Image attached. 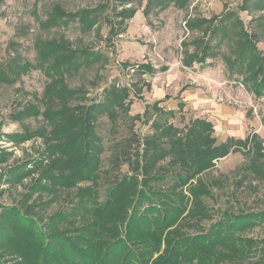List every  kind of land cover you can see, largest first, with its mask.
<instances>
[{
    "label": "trees",
    "instance_id": "1",
    "mask_svg": "<svg viewBox=\"0 0 264 264\" xmlns=\"http://www.w3.org/2000/svg\"><path fill=\"white\" fill-rule=\"evenodd\" d=\"M125 1L128 5L133 2ZM248 1L244 0V4ZM191 4L192 0H147L145 14L148 16L154 9L163 11L170 6L187 10ZM103 12V7H99L73 13L57 5L42 26H68L77 21L84 32H90L100 22ZM136 13L134 7L123 9L117 18L129 20ZM120 23L109 20L110 38L119 34L117 25ZM186 25L188 30L198 32V38L192 44L183 42V65L186 68H193L195 63L204 65L209 58L217 57L218 46L226 42L230 54L225 55L224 60L230 70H239L247 87L257 97L264 96V53L258 48L259 37L248 31L237 14L228 11L220 18H193ZM216 39L219 40L218 46L214 44ZM190 46H193L192 51ZM37 57L38 67L50 78L47 84L49 99L56 97L61 103L66 98L83 94L77 91L81 89L70 91L64 86L65 78L101 59L93 50L74 49L64 37L42 41L37 47ZM30 67V64L19 65L23 71ZM135 70L141 75L157 72L146 64L138 65ZM3 77L8 79L5 74ZM103 95V101L94 99L91 105L54 109L49 103L55 104L56 101L50 99L45 101L42 113L36 105L18 112L20 117L42 114L51 127V134H47L46 128H40L9 137L19 144L39 136L48 147L39 158L8 168V181L20 183L40 172V177L25 194L31 198L35 193L56 196L65 189H75L80 182L92 184L80 188L71 206L54 215L48 225L40 224L29 213L32 206L26 207L27 211L24 205L6 207L0 214V253L9 257L13 264H212L218 251L227 253L225 259L245 261L252 250L250 247H257L258 242L240 244L241 240L235 243V239L247 228L264 221V212H224L223 218L213 223L210 231L196 236H188L184 229L190 220L211 217L203 198H212L213 191L201 175L214 168L218 160L244 147L241 151L244 155L255 150V157L246 169L255 174L258 169L264 170L259 162L264 159L259 137L252 135L244 140L230 137L219 144L214 136L213 123L195 118L191 120L185 138H179L180 130L173 122L168 118L162 122L157 119L159 115L175 116V111L165 112L157 102L153 105L159 114L151 124L153 134L144 139L133 134L131 141L137 144L136 152L122 149L115 156L116 162L129 161L131 174L117 180L101 201L97 186L104 147L100 144L102 140L96 132V123L101 116H106L117 131L119 120L130 115L134 103L129 98L128 88L118 90L113 87L106 89ZM182 107L183 102L179 111ZM145 116L144 122H151L154 117L146 109L145 114L137 119ZM5 155L6 152L3 161L7 159ZM168 178L170 181L166 183ZM67 218H82L84 223L73 229H58ZM0 264L9 262L0 257Z\"/></svg>",
    "mask_w": 264,
    "mask_h": 264
},
{
    "label": "rangeland",
    "instance_id": "2",
    "mask_svg": "<svg viewBox=\"0 0 264 264\" xmlns=\"http://www.w3.org/2000/svg\"><path fill=\"white\" fill-rule=\"evenodd\" d=\"M244 3V0H192L187 10L170 6L163 11L154 9L147 16V0H133L130 5L125 0H0V214L8 206L24 205L26 211V207L32 206L28 209L29 213L40 224L48 225L54 215L71 206L80 188L92 184L80 182L75 189H65L56 196L35 193L31 198L25 194L35 179L40 177V172L20 183L8 181V168L37 159L47 152L48 145L39 136L19 144L9 137L40 128H46L50 135L51 127L42 114L19 116L20 111L34 105L40 107L41 113L44 112L45 101L50 99L57 102L49 103L54 109L91 105L94 99L103 101L106 89L128 88L129 98L134 103L130 115L119 120L117 131L106 116H101L95 127L102 140L100 144L104 147L97 186L101 201L105 200L107 191L117 180L131 174L129 161L116 162L115 156L122 149L136 152L137 144L131 141L133 134L141 139L153 134L151 124L158 114L153 105L157 102L165 112L175 111V116L167 114L163 117L158 114L157 119L162 122L168 118L173 122L180 130L179 138H185L191 120L204 118L213 123L214 136L219 144L230 137L244 140L257 135L263 143L264 152V96L257 97L247 87L239 70H230L224 60L225 55L230 54L227 43L219 45V40H214V44L219 45V55L209 58L206 64L195 63L193 68L183 65V42L192 44L198 38V32L188 30L186 22L199 17L220 18L228 11L237 14L249 32L257 34L258 48L264 53V0ZM57 5L73 13L99 7H103L104 12L100 22L90 32H84L77 21L68 26H42ZM133 7L137 10L134 18L125 21L117 18L121 10ZM109 20L117 24L122 22L116 24L119 34L113 38H110ZM60 37L70 41L74 49L93 50L101 56L91 66L82 67L76 74L65 78L64 86L70 91L81 89L77 91L83 94L66 98L62 103L56 97L49 99L47 84L50 78L38 67L37 57V47L42 41ZM190 50H193V46H190ZM29 64L31 67L27 71L19 69V65ZM141 64L151 65L157 70L156 74L141 75L135 70ZM181 102L184 107L179 111ZM146 109L154 116L151 122H144L146 116L137 119V116L145 114ZM243 149L229 153L218 160L209 172L201 175L213 191L212 198H203L211 217L209 220L185 223L184 230L188 236L207 233L227 211L234 214L264 212V170L258 169L255 174L246 169L255 157V150L244 155L241 152ZM5 152L7 159L3 161ZM168 160L169 157L166 162ZM259 162L264 168V159ZM169 181L168 178L166 183ZM83 223L82 218H67L58 229H73ZM237 237L235 243L240 239V244L255 241L258 245L250 247L249 257L243 262L228 258L226 261L224 257H227V253L218 251L213 256L212 264H264V221L247 228ZM0 257L13 264L4 253H0Z\"/></svg>",
    "mask_w": 264,
    "mask_h": 264
}]
</instances>
